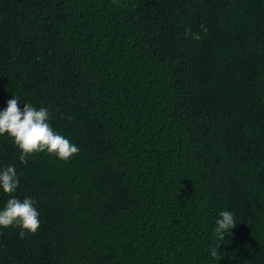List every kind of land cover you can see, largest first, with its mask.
Segmentation results:
<instances>
[{"label":"trees","instance_id":"trees-1","mask_svg":"<svg viewBox=\"0 0 264 264\" xmlns=\"http://www.w3.org/2000/svg\"><path fill=\"white\" fill-rule=\"evenodd\" d=\"M14 96L79 152L24 164L0 136V211L40 220L0 228V264H264V0H0Z\"/></svg>","mask_w":264,"mask_h":264},{"label":"clouds","instance_id":"clouds-1","mask_svg":"<svg viewBox=\"0 0 264 264\" xmlns=\"http://www.w3.org/2000/svg\"><path fill=\"white\" fill-rule=\"evenodd\" d=\"M201 29L207 32V28L201 25ZM190 30L186 31L188 36ZM192 38L199 40V34L192 33ZM18 99L14 96L7 103V108L0 111V136L7 133L13 138L14 143L21 150L20 161L27 164V157L35 153L47 152L50 155H56L62 161L67 162L75 154H78L79 148L71 144L66 138L54 132L49 121V112L41 107L34 108L31 104H24L23 109L18 104ZM71 121L73 117L68 116ZM19 185V179L15 166L7 167L0 173V187L7 194L16 191ZM34 202L30 198H25L22 202L12 197L7 201L4 210L0 211V228L16 226L21 229L19 235L21 238L25 234H35L40 227L39 212L33 206ZM220 218L216 220L214 229L217 238L223 240L225 233L230 235L232 229L236 227L234 215L230 211L219 213ZM210 250L211 257L216 258L217 248Z\"/></svg>","mask_w":264,"mask_h":264}]
</instances>
